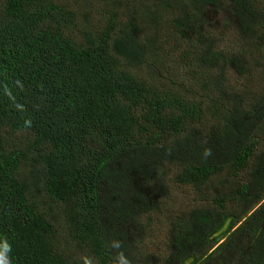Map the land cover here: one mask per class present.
I'll return each mask as SVG.
<instances>
[{
	"label": "trees",
	"instance_id": "trees-1",
	"mask_svg": "<svg viewBox=\"0 0 264 264\" xmlns=\"http://www.w3.org/2000/svg\"><path fill=\"white\" fill-rule=\"evenodd\" d=\"M147 1L0 0V264H157L139 238H124L104 220L110 209L129 210L130 169L149 181L147 171L163 161L177 167L175 182L209 193L215 210L200 209L206 214L195 216L197 227L174 223L173 249L161 264L189 257L188 264H264V71L250 101L220 85L231 55L212 48L203 31L211 0H153L175 7L174 29L192 34L174 65L164 66L156 22L140 10ZM232 9L245 35L256 32L248 45L259 50L264 0H232ZM210 88L215 124L200 101ZM202 124L226 144L214 157L225 153L231 171L259 153L258 196L246 198L252 181L235 185L231 175L229 188L217 180L225 165L189 137ZM235 200L247 212L243 220ZM229 216L226 240L210 250L209 236ZM240 220L248 246L235 238ZM195 243L204 251L192 250ZM224 249L233 254L219 259Z\"/></svg>",
	"mask_w": 264,
	"mask_h": 264
},
{
	"label": "rangeland",
	"instance_id": "rangeland-1",
	"mask_svg": "<svg viewBox=\"0 0 264 264\" xmlns=\"http://www.w3.org/2000/svg\"><path fill=\"white\" fill-rule=\"evenodd\" d=\"M172 7H162L157 5V2L155 3L153 0H148L147 3L140 8L142 12L149 15L152 22H156L154 32L157 36V40L155 44L158 48L157 50H159L164 57L162 61L164 66H173V58L177 56L175 51L179 48H184L185 51L187 49L188 40L192 38V34L186 33L181 35L179 31L174 29L173 22L175 20V13L178 11L175 10V7H173L174 9ZM248 22H250L249 18ZM201 25L203 31L208 34L212 48L216 47L224 53L231 55V64L225 67L221 75L222 82L220 85L225 84L227 87V85L231 84L241 91L243 94L242 99L247 101L254 99L259 95L256 91L259 88L256 75L258 72L264 71V42L261 44L259 50L251 46V44L250 46L248 45L256 32H250L248 35H245L244 32L240 30V23L232 9V0H211ZM146 28L149 29L148 26H146ZM176 67L178 68V74L181 73L182 66ZM211 91L212 93H210L209 96L206 93L204 96H200V101L202 108L210 112L207 123L215 124V114L213 117L214 109L208 97H212L213 101L218 98L215 90L211 89ZM238 96L241 97L240 94H238ZM259 107H264V102L261 103ZM204 126L205 124H202L200 127H197L199 129L198 132L194 131L192 127L189 137L193 135L192 138L199 139V141L202 142L201 145L204 148L207 147L209 154L213 152L212 160L214 162L221 161L222 164L225 165L226 168H224L221 173L215 174L217 180L224 179L229 188L231 184L228 183V180L232 181L231 175L234 178L235 183L232 182L235 185L239 184L241 186L247 181H252V185L248 188L246 195L249 201L253 195L255 196L258 194L257 190L260 181L254 175V172L257 170V164H261L259 153H255V156L249 161L245 168L233 172L227 167L226 159H224L225 153L222 155V159L217 160L216 156L214 157V155L218 153L222 154L226 151V144L220 146L216 132L208 133V130ZM206 154H208V152ZM138 164L144 167L149 163L145 159H139ZM176 169L177 167L169 164L167 161H163V164H159L158 169L154 167L147 171L152 177V179L148 181L145 172L137 168H131L130 172L132 177L128 187L126 186L125 188V199L130 204L129 210H123L121 208L116 209L121 211V213L117 215L115 210L110 209L112 217H108L104 220L106 227H111L114 232H121L120 235L125 236L124 238H139L138 244L145 252L148 260L158 262L157 264H161V260L169 255V250L172 252L173 248H170V245L173 244L174 237L177 234L174 223L184 221L190 226L195 225V227H197L199 223H195V216L200 212V209L206 207L208 204L210 210H215V200L209 193L202 195L201 191H199L196 186L179 184L173 180ZM260 197L262 198V196ZM40 199L43 206L47 207L50 205L49 201L43 196ZM230 201L231 200L228 199V201L225 202L227 210L231 208ZM263 201L264 198L259 203ZM250 204L254 205L255 203ZM239 206L240 205H238L235 200L234 208L236 212L241 214L240 216L243 220L247 212L239 209ZM48 211L50 212L49 208ZM226 219H228V221L224 227L221 230L213 232L209 236V239L215 238L213 247L210 250L226 240V233L224 234V232L228 228L232 217L229 216ZM242 220L238 221L234 227ZM242 222L236 229L237 233L235 234V238H238L240 244L248 246L250 240L247 236L246 225L242 227ZM232 230L233 228L230 230V233ZM191 248L198 253L204 251V247L200 243H195ZM210 250H208V252ZM231 254L233 253H231L230 250L224 249L219 259H227ZM235 258H238L237 254H235L232 259L234 260ZM189 262H187V264Z\"/></svg>",
	"mask_w": 264,
	"mask_h": 264
},
{
	"label": "water",
	"instance_id": "water-1",
	"mask_svg": "<svg viewBox=\"0 0 264 264\" xmlns=\"http://www.w3.org/2000/svg\"><path fill=\"white\" fill-rule=\"evenodd\" d=\"M227 221H228V219H225V221H224V223H223V225L218 229V230H221L223 227H224V225L227 223ZM218 230H216V231H218ZM215 231V232H216ZM193 260V258H188L186 261H185V264H187V262H191Z\"/></svg>",
	"mask_w": 264,
	"mask_h": 264
}]
</instances>
